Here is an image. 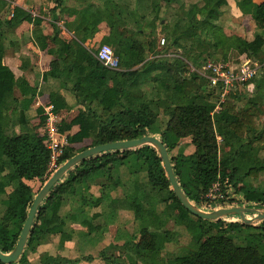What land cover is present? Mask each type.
I'll use <instances>...</instances> for the list:
<instances>
[{
	"label": "trees",
	"instance_id": "1",
	"mask_svg": "<svg viewBox=\"0 0 264 264\" xmlns=\"http://www.w3.org/2000/svg\"><path fill=\"white\" fill-rule=\"evenodd\" d=\"M45 1L56 4L49 9L54 21L68 2ZM77 1L84 3L80 30L107 21L111 34L87 47L76 38L65 42L53 22L51 40L39 42L53 56L44 78L59 79L81 106L71 120L58 118L70 143L61 162L94 145L155 135L168 148L180 186L198 207L236 202L264 208V186L252 182L264 174V0L252 9L248 6L252 0ZM232 2L252 16L257 30L252 40L247 31L238 34L232 22L228 24L235 34H227L220 22L227 13L232 16ZM24 20L39 28L43 17L34 18L18 6L10 19L0 18V251L4 253L17 245L33 201L48 180L50 161L42 130L44 108H39L36 124L29 115L38 90L18 81L4 63L6 29ZM104 43L112 45L120 58V70H110L96 58ZM232 56H237L234 61ZM246 60L259 66L256 76L239 84L223 102L221 86H211L206 77L189 69L190 63L203 70L208 61L238 67ZM49 104L57 115L67 108L55 98ZM218 104L221 109L216 112ZM75 126L78 131L70 134ZM187 137L191 152L182 142ZM86 139L94 142L74 147ZM28 179H40L41 187L34 190ZM217 180L225 188L233 186L243 201L226 197L209 202L204 196ZM122 210L133 213L135 228L124 243H118L120 231L116 242L101 250L107 263L126 264V258L132 262L145 257L150 264H264V220L245 223L241 218L210 220L194 215L172 190L162 159L149 144L95 155L70 169L42 203L25 251L12 264H76L78 259L39 248L57 235L71 240L76 234L79 239L102 234L118 221ZM171 221L176 229L169 227ZM74 224L86 230L78 232Z\"/></svg>",
	"mask_w": 264,
	"mask_h": 264
},
{
	"label": "crops",
	"instance_id": "2",
	"mask_svg": "<svg viewBox=\"0 0 264 264\" xmlns=\"http://www.w3.org/2000/svg\"><path fill=\"white\" fill-rule=\"evenodd\" d=\"M261 0H252L248 6L250 9L254 7V4ZM15 4V6H14ZM55 2H46L45 0H0V18L10 19L14 14L16 7H22L27 10L28 8H39L41 12H45L43 15L42 24L39 28H36L32 22L22 21L15 26L8 27L6 29V53L4 55V63L7 64L14 72L18 81L27 83L32 87H36L38 94L34 100L29 115L32 122L36 124L39 120L38 110L44 108L51 102L52 98L62 101L67 105V108L58 114V118L65 117L67 121L71 120L77 115L81 106L76 105L74 96L62 87L59 79L49 77L44 78V74L51 68V61L53 56L49 54L47 50H42L39 46V42L51 40L55 29L52 23L63 20H68L70 27L65 25V30H61L59 27V35L65 42H70L73 39H80L84 41V44L88 46H97L106 37L111 34V28L107 21L101 22L96 28L88 25L83 30L78 28L80 23V13L82 6H78L72 0H68L66 5L61 8L60 18L54 21L52 12L49 10L55 7ZM232 17L237 20L234 26L237 28V32L240 35H244L247 31V37L252 40L257 34L256 26L253 22L252 16L240 7L237 3H231ZM250 17V23L246 22ZM64 21V20H63ZM65 23V22H64ZM57 25V23H56ZM58 26V25H57ZM103 91V90H102ZM20 93V92H19ZM91 102V101H90ZM78 126H75L70 131V134L77 132ZM69 133V132H68ZM68 133H65L68 135ZM94 142L93 139H86L83 143L74 144L75 148H79L83 145H90ZM183 143H186L187 152L193 151V145L191 138L187 137L182 139ZM34 190L41 187L40 179H28L26 180ZM157 208H162V205L153 203ZM76 203L74 204V206ZM100 208H95L94 211H98ZM252 217V216H251ZM134 215L130 211L122 210L118 221L114 224H110L102 234H89L85 239H79L78 234L73 239H67L65 236H53L46 244L39 248L40 252L48 251L54 255H62L68 258L78 259L76 264H111L105 262L100 257V252L110 243L116 242V236L118 232L121 233L122 239L119 240V244L124 243L126 238L134 231ZM73 227L79 232L84 229L79 224H74ZM62 237V238H61ZM125 238V240H124ZM131 253H129V256ZM34 256V255H33ZM86 257H91L87 259ZM39 259V254L34 256V260ZM151 261L148 258L141 257L137 260L130 261L126 258V264H150Z\"/></svg>",
	"mask_w": 264,
	"mask_h": 264
},
{
	"label": "built area",
	"instance_id": "3",
	"mask_svg": "<svg viewBox=\"0 0 264 264\" xmlns=\"http://www.w3.org/2000/svg\"><path fill=\"white\" fill-rule=\"evenodd\" d=\"M15 6V4H14ZM27 11L34 17H43L39 8H28ZM13 15V13H11ZM58 27L61 30H65V23L63 20L56 21ZM161 43L164 44L165 40L162 39ZM96 58L110 70H120V58L115 54L112 45L104 43L101 45L97 53ZM190 72H198L202 76L209 80L211 86H221L223 88L221 102H223L227 95L235 92L239 84L251 80L254 78L259 70L258 65H253L250 60L244 61L240 66H232L226 62L208 61L205 63L204 69L199 70L196 66L190 63ZM221 109L220 104L217 105L215 111ZM44 114L46 121L43 125V135L45 136V143L50 150V161L48 166L47 175L48 178L65 162H61L62 156L66 153L70 147L68 136L62 133L58 124V115L54 112L53 104L44 106ZM209 202H217L220 199L241 200L236 189L233 186H223L220 180L215 181L210 190L204 196ZM211 205V204H210ZM247 206L246 203L237 204L236 202L227 205H220L216 208H201L205 211H212L213 209H219L223 207H236ZM226 221H232L234 218H224ZM236 220V219H235Z\"/></svg>",
	"mask_w": 264,
	"mask_h": 264
},
{
	"label": "water",
	"instance_id": "4",
	"mask_svg": "<svg viewBox=\"0 0 264 264\" xmlns=\"http://www.w3.org/2000/svg\"><path fill=\"white\" fill-rule=\"evenodd\" d=\"M145 144H149L154 146L163 163V167L165 169L166 175L171 183V188L176 194V196L180 199L182 205L191 211L194 215L198 217H202L204 219H219L224 216L229 215H238L245 223H254L257 220H264V208H253L246 206H236V207H223L219 209H215L212 211H205L198 207L194 202H192L178 181L176 176L174 165L172 163V159L170 153L168 151L167 146L164 142L155 135H145L140 138L128 139V140H120L112 143L98 144L92 147H89L85 150H82L75 154L74 156L67 159L43 184L39 192L37 193L33 204L29 210L26 221L23 225L19 240L15 248L9 252L4 253L0 251V261L6 264H12L19 260L23 255L28 238L33 229L37 213L42 203L48 197L52 188L62 180L63 176L67 174V172L72 169L75 165H78L82 161L105 152L114 151V150H126V149H134L141 147ZM247 213H254L253 217H247Z\"/></svg>",
	"mask_w": 264,
	"mask_h": 264
},
{
	"label": "rangeland",
	"instance_id": "5",
	"mask_svg": "<svg viewBox=\"0 0 264 264\" xmlns=\"http://www.w3.org/2000/svg\"><path fill=\"white\" fill-rule=\"evenodd\" d=\"M72 1H74V3H77L78 4V6H84V3H82V2H80V1H77V0H72ZM225 10H226V7L224 8ZM81 12H82V9H81ZM227 15V17H226V19L228 18V20H226L224 17H222L221 18V20H220V22L222 23V24H224V26H225V31H226V33L227 34H229V35H234L235 33H234V29L232 28L233 26L231 25V24H228V22L230 23V22H232V21H234V22H237V20L235 19V18H233L231 15L229 16V13H227L226 14ZM62 18V17H61ZM63 20H64V22H65V25L67 26V27H70L71 25H70V23H69V21L67 20L66 21V19H64V18H62ZM225 19V20H224ZM246 22H249L250 23V17H249V19L246 21ZM158 24V28L160 29V22H158L157 23ZM235 24V23H234ZM163 35H160V37H162ZM237 56H232L231 57V60L232 61H234L235 60V58H236ZM244 104V100H242V101H240V103H238V105L239 106H242ZM263 117V119H264V115L262 116ZM222 148H224V147H222ZM226 149V148H225ZM252 182L255 184V185H257V186H264V174H262L258 179H253L252 178ZM173 204H175V203H173ZM248 215L247 216H249V217H253L254 216V214H249V213H247ZM235 218L236 220H239L240 219V217L238 216V215H229V216H225V218ZM214 220H217V219H214ZM259 220H257V222H258ZM256 222V221H255ZM169 227L171 228V229H176V225L174 224V222L173 221H171L170 222V224H169ZM186 245H187V243H186ZM175 246H174V244L172 243V245H171V247H170V249L172 250V248H174ZM179 248V251L180 252H182L183 250H180L181 248H180V246L178 247ZM177 248V249H178ZM176 249V250H177ZM175 250V249H174Z\"/></svg>",
	"mask_w": 264,
	"mask_h": 264
},
{
	"label": "bare ground",
	"instance_id": "6",
	"mask_svg": "<svg viewBox=\"0 0 264 264\" xmlns=\"http://www.w3.org/2000/svg\"><path fill=\"white\" fill-rule=\"evenodd\" d=\"M247 217H249V216H247Z\"/></svg>",
	"mask_w": 264,
	"mask_h": 264
}]
</instances>
